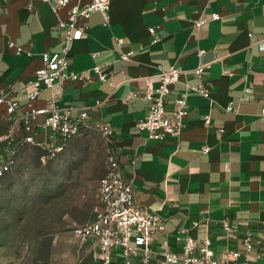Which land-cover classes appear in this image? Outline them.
<instances>
[{"label": "crops", "instance_id": "crops-1", "mask_svg": "<svg viewBox=\"0 0 264 264\" xmlns=\"http://www.w3.org/2000/svg\"><path fill=\"white\" fill-rule=\"evenodd\" d=\"M76 3L57 12L42 0H8L0 7V90L20 103L18 114L26 109L27 83L43 66L42 53L60 51L59 23ZM213 14L220 19L211 20ZM201 19L209 21L197 28ZM84 23L87 31L74 43L71 70L90 75L92 81L65 82L56 89V103L78 112L103 102L93 119L111 124L110 148L138 201L166 220L167 233H155L154 246L167 242L176 251L194 237L210 238L217 252L234 247L222 231L226 217L241 232L261 230L264 0H111L109 25L101 13ZM152 27L158 28L159 42H153ZM119 39L125 50L134 52L130 61L119 60ZM10 40L31 50L33 57L17 55L8 47ZM200 64H210L204 79L212 87L211 99L191 92L180 138L158 141L138 131L136 122L148 111L144 97L148 82L159 86V67L184 72L168 97L171 114L187 86L198 85L190 72ZM95 66H103L111 78L100 81ZM52 99V90L44 89L34 104L41 107ZM229 105L232 112L226 111ZM6 114V105L0 104V133L6 130ZM207 115L212 117L208 127ZM205 146L211 148L209 153H204ZM197 223L206 226L198 229ZM84 247L85 264H95L94 249Z\"/></svg>", "mask_w": 264, "mask_h": 264}, {"label": "built area", "instance_id": "built-area-1", "mask_svg": "<svg viewBox=\"0 0 264 264\" xmlns=\"http://www.w3.org/2000/svg\"><path fill=\"white\" fill-rule=\"evenodd\" d=\"M49 3L54 12L68 7L73 0H42ZM8 0H0V7ZM111 0H90L84 3L77 0L68 10L67 19L60 20L59 27L63 30L61 49L58 52L42 53L43 66L35 72V78L27 83L26 109L18 114L20 103L0 90V104L6 105V130L0 133V184L11 172L21 152L29 147H38L48 158L54 159L63 153L69 144L91 130L99 131L106 140L107 154L105 160V176L99 188V198L103 210L89 222L77 226L71 233L73 243L94 249L95 264H257L264 261V227L257 232L246 230L241 232L235 221L226 217L222 221V231L227 241L236 244L217 252L210 238L197 239L188 237L179 250L170 249L167 242L154 246V234L167 233L166 220L156 211L143 206L137 197L133 183L126 180L124 170L118 156L110 148L114 129L108 122H98L93 119V112L100 108L102 101L96 107L84 108L78 112L69 107L62 109L56 103V89L67 81L88 83L90 75H82L71 70V54L74 43L81 40L87 31L85 21L95 13H101L105 24H110ZM220 19L219 14H213L211 20ZM209 20L196 22L197 28H202ZM153 42L161 40L158 28L149 29ZM252 37V34L249 35ZM119 60L130 61L133 51L125 50L124 40L117 41ZM8 47L17 55L33 57L31 50L10 40ZM200 50L199 54H204ZM210 64H200L190 73L199 83L187 86L186 91L175 100V108L168 114L167 103L172 87L180 81L183 70L176 67L164 70L159 67L157 78L159 86L154 87L149 81L145 91L148 111L144 118L136 122V129L146 132L150 139L163 141L167 138H180L186 128L188 116V97L191 92L211 99L212 87L205 83V72ZM95 75L103 83L111 78V73L103 66H95ZM44 89L53 93L52 101L38 107L34 103ZM226 111L232 112L229 105ZM264 116V108L262 110ZM205 125H211L212 117L204 118ZM224 133V129H220ZM210 147L205 146L204 153H209ZM200 229L206 224L197 223Z\"/></svg>", "mask_w": 264, "mask_h": 264}, {"label": "rangeland", "instance_id": "rangeland-1", "mask_svg": "<svg viewBox=\"0 0 264 264\" xmlns=\"http://www.w3.org/2000/svg\"><path fill=\"white\" fill-rule=\"evenodd\" d=\"M107 143L91 130L54 159L23 150L0 184V264H85L71 233L103 209Z\"/></svg>", "mask_w": 264, "mask_h": 264}]
</instances>
